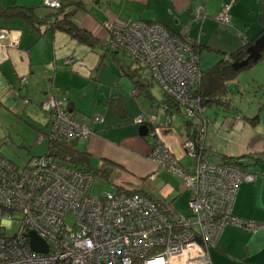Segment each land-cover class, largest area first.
I'll return each instance as SVG.
<instances>
[{"label": "crops", "instance_id": "crops-1", "mask_svg": "<svg viewBox=\"0 0 264 264\" xmlns=\"http://www.w3.org/2000/svg\"><path fill=\"white\" fill-rule=\"evenodd\" d=\"M59 1L66 9L72 7L73 22L89 32L97 44L92 46L80 42L69 33L55 28L49 20L33 28L22 18L7 20L6 24H3L2 18L0 24L18 29L20 34L17 47L8 48L7 57L0 63V106L7 102L13 108L12 105L18 102L17 98H27V104L21 101L25 109L20 112L19 118L30 119L28 121L33 122L32 127L36 132L45 133L49 117H42L40 103L48 93L55 94L62 99L73 118L84 119L93 130L90 137L79 139L83 140L81 150L77 148L79 140L75 141V147L86 153L88 165L94 174L100 173L105 178L112 175L116 190L140 191L143 189L136 186L138 178L144 179L155 171L156 177L150 185L154 187L156 196L151 194L174 210L180 198L188 200V190L185 187L181 193L177 183L169 178L168 171L149 159L154 137L150 134L140 135V125L135 124L133 119L145 114L144 111L151 113L155 125L147 126L148 130L155 131L186 171L192 169H186L181 164L180 159H184L182 143L191 139L199 120L194 119L193 124L187 125V118L180 113L181 110L169 112L161 104L163 99L155 100L156 107L151 102L148 109L144 101L142 105L125 101V86H112L118 68L129 78L135 89L134 96L154 97L149 89L150 83L143 81L117 55L118 50L109 44L104 22L107 19L159 22L171 35L200 45L198 65L200 69H206L261 34L264 25L259 20L260 15H264V0ZM226 1L230 3V20L221 23L217 17ZM0 8L28 10L38 18L51 12L44 6V0H0ZM2 31L0 42L6 44L10 35ZM108 52L114 61L112 63L118 66L111 65L109 72L113 75L112 82L102 80L104 78L100 72L101 68L107 72L109 70L104 60ZM262 56L264 53L259 60ZM250 72L248 77L251 82L260 80L258 85L264 82L260 79L264 75L262 67ZM23 76L27 83L21 86ZM236 84L238 87L244 83L237 81ZM227 88L232 100L230 86L227 85ZM157 107L162 109L164 120H158ZM205 107L223 112L221 121L211 123L206 128L203 149L207 160L215 163L231 160L255 175L254 182L238 185L232 206L233 215L264 224V124L259 125L260 111L249 113L243 110L244 114H240L231 104L227 109L213 105ZM232 110V116H229ZM93 114L101 115L103 122L92 123L90 117ZM167 115H170L169 127L164 129ZM173 116L177 118V124L172 123ZM254 117L257 119L254 120ZM209 256L211 264H264V227L247 231L235 225H226L216 245L210 249Z\"/></svg>", "mask_w": 264, "mask_h": 264}, {"label": "built area", "instance_id": "built-area-1", "mask_svg": "<svg viewBox=\"0 0 264 264\" xmlns=\"http://www.w3.org/2000/svg\"><path fill=\"white\" fill-rule=\"evenodd\" d=\"M44 6L53 11L72 9L64 8L59 0H44ZM229 7L230 3L223 4L219 22H229ZM103 26L109 44L146 68L187 119L198 117L196 137L182 143L183 152L194 157L192 171H186L155 131L148 130L154 137L148 157L181 178L189 193L188 213H176L169 204L139 191L116 190L94 196L90 192L93 173L49 155L30 158L22 167L0 155V264H211L209 251L226 225L247 231L264 227L232 213L238 185L254 182L255 175L231 160H207L203 142L209 121L194 96L201 71L188 42L171 35L159 22L107 19ZM0 30L10 35L8 43L0 42L1 63L8 48L17 47L19 32ZM20 83L26 85L25 76ZM40 108L49 114V125L48 132L37 135L39 141H71L93 134L91 126L84 119L73 118L55 94L48 93ZM90 119L103 122L99 114ZM133 122L155 125L154 116L143 113ZM169 122L167 115L164 129ZM155 177L154 171L146 178L152 182ZM29 232L46 242L47 252L30 248Z\"/></svg>", "mask_w": 264, "mask_h": 264}, {"label": "rangeland", "instance_id": "rangeland-1", "mask_svg": "<svg viewBox=\"0 0 264 264\" xmlns=\"http://www.w3.org/2000/svg\"><path fill=\"white\" fill-rule=\"evenodd\" d=\"M132 20H139V19H132ZM117 55L126 63L129 64V66L136 72V74L139 75V77L146 81L147 83H150L149 89L152 93L153 99L145 98H139V96H134L135 89L133 88V85L130 83L129 78L124 75L120 68L114 63H112L111 54L108 52V54L105 56V64H107L106 68L108 70L105 71L103 68L100 69L102 80H109L110 82L113 81V75L109 72L111 65L117 66L118 75L115 76V81L113 83V87L123 85L125 86L126 92L124 93L125 101H132L133 103H143L147 105V109L149 108L150 103H153V107H156L157 102L155 100H161L164 97L162 89L151 80V77L149 75V72L146 68L140 66L137 63H134L130 60L128 54L122 50L117 51ZM114 62V61H113ZM105 66V65H103ZM262 67V74H264V56L257 61L253 66L250 68H244L243 70H240L235 78H232L228 80L227 85L230 86L231 94L233 96L231 100V105L235 107L237 112L240 114H244V111H248L249 113H259L260 122L259 125L261 126V123L264 124V110L259 109L260 102L264 101V92H261L258 89V83L260 82H251V79L249 80L251 73L253 69H258ZM261 80H264V75H262ZM237 81H242L244 84L242 86L237 87ZM246 82V83H245ZM132 93V94H131ZM45 98V97H44ZM24 98H17L18 102L16 104L12 105L13 108L9 105V103L5 102L4 106H0V155L10 161L11 163L15 164L16 166L22 167L30 158H36L43 156L47 153L50 143L46 140H37V135L39 134L34 130L32 127V123L28 120V118H19L20 112H22L25 109L24 104L21 102ZM138 105V104H137ZM142 105V104H141ZM9 107V108H8ZM155 109V108H154ZM158 110V120H161L164 117L163 111L160 107L156 108ZM12 112H11V111ZM15 110V111H14ZM39 111L42 113V117L45 118V116L49 117V114L43 111L41 108ZM232 111H230L229 116H232ZM145 115L148 117L151 113L148 111H144ZM181 114H184V110L180 111ZM202 116L205 117L206 120H208V126L211 123H217L223 119V112L222 110H215L213 107H204L202 109ZM258 118V119H259ZM198 119V117H196ZM164 120V119H162ZM189 120V119H187ZM177 118L175 116L172 117V123L177 124ZM46 129V128H45ZM48 132V127L47 131ZM45 134V133H44ZM79 140V139H78ZM83 140L78 141L77 148L82 149ZM183 158L180 159L181 164L184 165L186 169H192L194 165V157L190 154H186L183 152ZM179 161V160H178ZM71 166V165H69ZM72 167V166H71ZM167 171V170H166ZM169 173V178L172 179L173 182H176L178 185V189H180V192L182 193L185 189L184 183L176 174H173L171 172ZM93 180L90 187V192L94 196H101L106 192H114L116 190V187L114 185V181H112V175L109 176V178L103 177L100 173L92 174ZM148 179L145 177L144 179L138 178L137 185L138 187L142 188L143 190L152 193L154 196V187L150 185ZM188 201L186 198L182 197L180 198L177 206H175L174 211L176 213H182L186 215L188 213L187 203ZM176 202V203H177Z\"/></svg>", "mask_w": 264, "mask_h": 264}, {"label": "trees", "instance_id": "trees-1", "mask_svg": "<svg viewBox=\"0 0 264 264\" xmlns=\"http://www.w3.org/2000/svg\"><path fill=\"white\" fill-rule=\"evenodd\" d=\"M71 15H72V10L65 11L64 9H58L56 11L51 10V12L43 18H38L33 12L28 10H22L16 8L14 9L0 8V20L2 18L4 19L3 24H6L7 20L10 19L14 20L17 18H22L28 21V23L32 25L33 28H37L38 25H40V23H44L49 20L52 22L55 28L69 33L72 37H74L78 41L87 43L92 46L96 45L97 41L95 40V38L89 32L80 28L76 23H74L73 20L71 19ZM259 21L262 25H264V15L262 14L260 15ZM3 24H0V28L6 30L18 31L20 34V30ZM262 33H264V29H262L261 34ZM181 39H183L184 41L190 44L194 53L197 54V52H199L201 47L200 45L189 42L184 38ZM250 43L244 42L243 46H241L234 52L230 53L229 55L222 57L213 66L206 69H200L201 79L197 87L194 89V96L199 98L200 104L203 108L208 105H213L216 108L220 107L223 109H227L230 106L231 98L228 96L229 95L228 94L229 91L227 88L228 80L235 78L236 74L241 69L247 68L256 62L251 60L245 67L241 69H235L232 67L233 62L241 61L247 56L246 49ZM137 82L141 83V81H137ZM258 88L259 90L264 92V82H262L258 86ZM161 104H163V106H166L169 112H173L174 110L180 109V107L176 104V102L165 94ZM259 109L264 110V101L260 102ZM253 119L256 120L257 117H254ZM193 120L186 119L187 125L193 124ZM48 125H49V120H48ZM196 132H197V128L195 129V133ZM195 133L193 134V136H191V139H194V137H196ZM75 141L76 140L49 142L50 145L45 155L52 156L58 161L63 162L67 165H71L73 168L78 169L80 171L93 173L92 169L88 165V156L86 155V153L76 149ZM139 192H141L143 195L148 196L154 201L159 202L157 199H155L152 196L151 193L145 190H140Z\"/></svg>", "mask_w": 264, "mask_h": 264}, {"label": "water", "instance_id": "water-1", "mask_svg": "<svg viewBox=\"0 0 264 264\" xmlns=\"http://www.w3.org/2000/svg\"><path fill=\"white\" fill-rule=\"evenodd\" d=\"M247 56L241 61H235L232 63V67L235 69H241L245 67L249 61H257L262 53H264V33L259 35L255 40L250 43L246 49ZM139 134L146 136L148 134V128L146 125H140ZM30 248L36 252H47V244L36 233L29 232Z\"/></svg>", "mask_w": 264, "mask_h": 264}]
</instances>
